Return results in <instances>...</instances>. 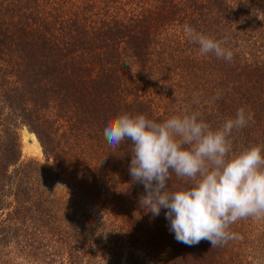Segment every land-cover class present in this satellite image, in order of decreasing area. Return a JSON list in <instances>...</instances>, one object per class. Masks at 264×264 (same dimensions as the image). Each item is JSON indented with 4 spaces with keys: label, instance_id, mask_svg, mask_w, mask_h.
Returning a JSON list of instances; mask_svg holds the SVG:
<instances>
[{
    "label": "trees",
    "instance_id": "16d2710c",
    "mask_svg": "<svg viewBox=\"0 0 264 264\" xmlns=\"http://www.w3.org/2000/svg\"><path fill=\"white\" fill-rule=\"evenodd\" d=\"M185 24L227 37L232 61L201 56ZM189 105L213 128L250 108L233 150L264 145V0H0V264H103L124 247L128 264L251 263L254 218L223 247L178 242L165 209L139 205L132 142L104 137L120 114L163 122ZM23 125L44 162L19 163ZM184 183L173 173L170 190Z\"/></svg>",
    "mask_w": 264,
    "mask_h": 264
},
{
    "label": "clouds",
    "instance_id": "9594fccd",
    "mask_svg": "<svg viewBox=\"0 0 264 264\" xmlns=\"http://www.w3.org/2000/svg\"><path fill=\"white\" fill-rule=\"evenodd\" d=\"M183 31L201 56L232 61L227 37L217 40L187 24ZM220 95L217 90L213 101ZM178 111L163 122L123 113L109 120L103 134L113 148L132 142L129 175L144 186L139 205L145 212L158 217L165 209L178 242L191 246L206 240L212 248L223 247L242 238L230 230L237 221L264 218V145L234 151L231 140L234 130L253 122L254 113L240 107L213 128L191 105ZM173 173L185 183L170 190Z\"/></svg>",
    "mask_w": 264,
    "mask_h": 264
},
{
    "label": "rangeland",
    "instance_id": "374dc122",
    "mask_svg": "<svg viewBox=\"0 0 264 264\" xmlns=\"http://www.w3.org/2000/svg\"><path fill=\"white\" fill-rule=\"evenodd\" d=\"M25 127L23 125L18 129V135H19L20 142H21V157H20L19 163L27 162L28 160L44 162L45 158L43 156V153L40 154L41 156L40 155L38 156L34 153H33L34 154L33 155L31 152H25L23 150L24 143H23V139H22V132L25 130ZM26 130H28V129H26ZM253 221H254V223H253L254 231H257L258 233H260V234H258V237H260V239L263 238L264 237V218H254ZM261 235H263V236H261ZM258 250H264V248H262V249L259 248ZM129 251H130L129 249L124 247V250L120 252L118 259L112 258L110 256H106V257L103 256V259H102L103 264H128V261H127L128 260V254L127 253ZM135 254L137 256H141V254L139 252H135ZM249 260H251V258H249ZM252 260L253 261L249 264H264V252L253 254ZM18 261L22 262V264H35L34 261H25V260L20 259V258H18ZM146 264H152V263L148 260V261H146Z\"/></svg>",
    "mask_w": 264,
    "mask_h": 264
},
{
    "label": "bare ground",
    "instance_id": "6f19581e",
    "mask_svg": "<svg viewBox=\"0 0 264 264\" xmlns=\"http://www.w3.org/2000/svg\"><path fill=\"white\" fill-rule=\"evenodd\" d=\"M22 139H23V143H24L23 150L25 152H31L32 154L34 153V154H36L38 156L40 154H42L40 144H39L37 138L35 137L34 133H31L30 131L25 129L22 132Z\"/></svg>",
    "mask_w": 264,
    "mask_h": 264
},
{
    "label": "water",
    "instance_id": "95a60500",
    "mask_svg": "<svg viewBox=\"0 0 264 264\" xmlns=\"http://www.w3.org/2000/svg\"><path fill=\"white\" fill-rule=\"evenodd\" d=\"M25 127V126H24ZM25 129H27L26 127H25ZM32 133V132H31Z\"/></svg>",
    "mask_w": 264,
    "mask_h": 264
}]
</instances>
